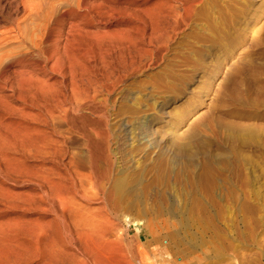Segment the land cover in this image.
Instances as JSON below:
<instances>
[{
    "label": "rangeland",
    "instance_id": "1",
    "mask_svg": "<svg viewBox=\"0 0 264 264\" xmlns=\"http://www.w3.org/2000/svg\"><path fill=\"white\" fill-rule=\"evenodd\" d=\"M0 123V221L18 224L1 222L0 252L20 253L0 264H67L78 246L57 203L26 182L37 163L10 159L32 127L57 142L47 164L65 177L52 176L61 190L71 176L87 194L105 148L115 159L127 151L119 131L130 132V194L141 202L120 227L130 264H264V0H0ZM35 218L48 237L28 235Z\"/></svg>",
    "mask_w": 264,
    "mask_h": 264
},
{
    "label": "bare ground",
    "instance_id": "2",
    "mask_svg": "<svg viewBox=\"0 0 264 264\" xmlns=\"http://www.w3.org/2000/svg\"><path fill=\"white\" fill-rule=\"evenodd\" d=\"M43 85H40L38 88V91H43ZM51 109V108H50ZM52 111L50 110H46L45 111V116L43 118L42 123L41 120L38 123L39 127H47L49 126V121L51 120H47V119H52ZM55 124V122H53ZM52 123V124H53ZM1 124V123H0ZM53 124V125H54ZM2 125V124H1ZM65 125V124H63ZM39 127H32V128H26L28 133L31 134V136L34 137V139L27 141V138H29V134L28 136H25L24 138H21V140L19 141L20 147L18 149L17 152L20 158H10L13 162H20L23 160H32L35 161L37 164H34L33 166H31V168H33V172L31 169L30 171V175L27 177L26 182L28 184H30L34 189H36V195L38 198V201L42 204L45 203L46 199H50L52 203H57L58 205V212H59V217L62 219L61 221L64 222V230L63 233L66 235H69L72 237V240H75V242L78 245L77 248L75 249V253H67V257L69 258L68 263L67 264H130V261L128 260L127 257H125V255L121 256L120 252L123 250V245L121 244V241L125 240L124 239V232H122V229L120 228L122 226V222H127L129 223L130 226V215H131V211L135 210V207H138L141 205V202L138 199L132 198V195L130 194V152L128 151V148L130 150V132L126 131V130H121L119 131L120 135V140H122V143L124 144V146L127 148L124 153H118L117 157L115 159L113 155H111V151L109 147H106L104 150V157L103 160L101 161V165L99 166V174L97 176H90L88 177L89 180V185L91 187H93L95 189V192L92 194H87L86 189L80 185V187H77V185H79L77 183L76 185V180L74 179V177L69 176V181H70V188H68V192H63L61 190V186L59 187L60 182H56L57 179L56 178H52V176H54V170L48 166V162L49 160H51L52 157H54L56 155V149L54 146L56 145V141L51 138V135L49 132H47V130H44L42 128ZM126 127V126H125ZM52 128H54L52 126ZM123 128V127H122ZM121 128V129H122ZM4 130V129H3ZM14 130V129H13ZM12 130V131H13ZM56 130V129H55ZM116 130V129H115ZM10 131V134L11 132ZM22 131V130H21ZM26 131V132H27ZM111 131V130H110ZM68 133V132H67ZM3 134V132H2ZM107 133L102 134L103 136V140L105 141L107 135ZM12 136V135H11ZM136 137V136H135ZM2 138V137H1ZM109 138V137H107ZM133 138V137H132ZM20 139V138H19ZM69 139V138H68ZM64 140V139H63ZM132 140V139H131ZM6 141V140H5ZM60 141V140H59ZM137 141V140H136ZM3 142V141H2ZM8 142V140H7ZM12 142V141H11ZM108 142V141H107ZM141 142V141H140ZM149 145L152 146L154 145L156 147V141H149ZM62 143H64L62 141ZM8 145V144H7ZM72 145V144H71ZM140 145V144H139ZM145 145V144H144ZM17 146V145H16ZM147 146V145H146ZM149 146V147H150ZM7 147V146H6ZM13 147V146H12ZM153 147V146H152ZM113 148V147H112ZM146 148V147H145ZM17 149V148H16ZM59 149V148H58ZM74 149V148H73ZM153 149V148H152ZM13 150V149H12ZM76 150V149H75ZM147 150V149H146ZM149 150V149H148ZM80 151V150H79ZM115 151V150H114ZM155 151V150H154ZM73 152V151H72ZM75 152V151H74ZM79 154V153H78ZM9 155V153H8ZM7 155V156H8ZM11 155V154H10ZM13 156V155H12ZM143 156V155H142ZM1 157V156H0ZM11 157V156H10ZM1 159V158H0ZM10 160V163H12ZM53 160V159H52ZM56 161V160H55ZM54 161V162H55ZM63 161V160H61ZM23 162V161H22ZM27 162V161H26ZM73 162V161H72ZM29 163V162H27ZM59 163V162H58ZM71 163V162H70ZM3 164V163H2ZM13 164V163H12ZM11 164V165H12ZM47 164V166H46ZM57 164V162L55 163ZM5 165V164H4ZM8 165V164H7ZM17 164H15L14 168L16 167ZM26 165V164H25ZM66 165V164H65ZM1 166V165H0ZM24 166V165H23ZM29 166V165H28ZM68 166V164H67ZM3 167V166H2ZM13 167V166H12ZM61 167H62V163H61ZM4 170H6L7 166L5 165ZM24 167L21 168L20 166V170L23 169ZM26 168L27 165H26ZM29 169V168H28ZM66 169V168H65ZM12 170V169H11ZM10 170V171H11ZM17 170V168H16ZM25 170V169H24ZM9 171V169H8ZM7 172V170H6ZM14 175H15V171H13ZM21 172V171H20ZM24 172V175L25 173ZM8 173V172H7ZM11 173V172H9ZM1 174V173H0ZM5 174V173H4ZM18 174V173H17ZM16 174V175H17ZM20 174V173H19ZM19 174L17 175V177L19 176ZM28 174V173H27ZM26 174V175H27ZM68 174V173H67ZM9 175V174H8ZM22 175V174H21ZM58 175V176H57ZM68 175H71L70 173ZM84 175V174H83ZM55 176L57 177H61L60 174H55ZM54 176V177H55ZM73 176V175H72ZM14 177V176H12ZM67 177V176H66ZM82 177V176H81ZM23 178V177H22ZM62 179H64L65 177H61ZM76 178V177H75ZM53 179H56V181H54ZM79 181L81 178H79ZM2 179H0L1 181ZM5 180V178H4ZM18 180V179H17ZM16 180V181H17ZM25 180V179H24ZM23 180V181H24ZM68 180V179H67ZM10 181V180H9ZM61 181V179H60ZM5 183V182H4ZM3 183V184H4ZM12 183V181H11ZM17 183V182H16ZM19 183V182H18ZM67 183V182H66ZM13 184V183H12ZM23 184H25V181L23 182ZM2 186V184H0ZM6 185V183H5ZM15 185V184H14ZM19 185V184H18ZM26 185V184H25ZM84 185V182H83ZM28 186V185H26ZM23 187V186H22ZM6 188L5 186L2 187V189ZM29 188V187H27ZM9 190V189H8ZM11 190V189H10ZM1 191V190H0ZM6 191V190H5ZM13 191V190H11ZM30 192V190H28ZM38 191V192H37ZM8 192V191H7ZM26 192V191H25ZM27 192V193H29ZM4 193V192H3ZM10 195L11 193L8 192ZM13 193V192H12ZM25 193V194H27ZM20 194V193H19ZM33 194V193H32ZM30 193V195H32ZM35 194V192H34ZM3 195V194H1ZM9 195V198H10ZM14 195V194H13ZM12 195V196H13ZM21 195V194H20ZM28 195V194H27ZM16 197L19 196L18 193L17 195H15ZM14 196V197H15ZM25 196V195H23ZM98 196H100V198H98ZM3 198H6V196H2ZM15 197V200H16ZM95 197H97V199H101L102 202V207L99 208H94L92 209L91 207H87V205L95 200ZM8 198V197H7ZM6 198V200H7ZM8 198V199H9ZM13 198V197H11ZM19 198V197H18ZM20 198H22L20 196ZM24 199V198H23ZM27 199V198H26ZM29 199V197H28ZM1 200V198H0ZM5 200V199H4ZM5 200V201H6ZM19 200V199H18ZM22 202V199H20ZM78 200H81L85 203V206L80 205V203H78ZM3 201V200H2ZM10 201V200H8ZM36 201V200H35ZM100 201V200H99ZM15 202V201H14ZM18 202V201H17ZM25 202V201H24ZM1 203H5V202H1ZM7 203V202H6ZM5 203V204H6ZM13 203V202H12ZM39 203V204H40ZM48 203V202H47ZM4 204V205H5ZM20 204V203H18ZM17 204V205H18ZM23 204V203H22ZM25 204V203H24ZM33 204H35V202H31V205L33 207ZM93 204V203H92ZM97 204V202L95 203ZM1 205V204H0ZM36 205V204H35ZM34 205V206H35ZM41 205V204H40ZM27 206V205H26ZM25 206V207H26ZM43 206V205H42ZM42 206H37V209H33L38 212H45L46 208L44 209ZM31 207V208H32ZM54 207V206H53ZM154 207V206H153ZM1 208V206H0ZM17 208V207H16ZM35 208V207H34ZM55 208V207H54ZM147 209V213H148V207L147 205L144 207ZM3 209V207L1 208ZM5 209V207H4ZM28 209V207H27ZM137 209V208H136ZM2 211V210H1ZM14 211V210H13ZM7 212V211H6ZM5 212V213H6ZM18 212V211H17ZM26 212V211H25ZM146 212H144V214H147ZM139 213V212H138ZM143 214V213H142ZM151 214V213H150ZM15 215V213L13 214V216ZM21 215V214H20ZM66 215V216H65ZM139 215L140 214H136ZM4 216V215H3ZM16 216V215H15ZM25 216V215H24ZM64 216L67 218L65 221ZM134 216V215H133ZM132 216V217H133ZM153 216L157 217V219H159V217L161 218L162 215L158 214V212H153ZM1 217V216H0ZM141 217V216H140ZM16 218V217H15ZM14 218V219H15ZM18 218H19V214H18ZM44 218V217H42ZM134 218V217H133ZM132 218V220H133ZM136 218V217H135ZM134 218V219H135ZM3 219V218H1ZM13 219V218H12ZM40 219V220H39ZM39 219H31L29 220L30 223H32L31 229H30V234L28 233V235L33 238L34 240L39 238L42 234H44V236L46 235L44 233V228L45 226H41V218ZM137 219V218H136ZM9 222H13L10 221V219H8ZM8 220H6L7 223ZM19 220V219H18ZM16 219V221H18ZM28 220V219H27ZM140 221H142V218L139 219ZM133 221V226L136 225H140L139 222L140 221ZM3 221V220H2ZM0 221V224L1 222ZM20 221V224L22 223L21 221L24 222L23 218ZM40 221V222H39ZM47 221V220H46ZM56 221V220H55ZM4 222V221H3ZM6 222H4L6 224ZM37 222V223H35ZM16 224V226L18 225L17 222H13ZM29 223V224H30ZM53 223V222H52ZM143 223L145 224V230L147 233L150 234V236H153V232L150 229V224L151 223V219L149 220H145L143 221ZM27 224V226L29 225ZM8 225V224H7ZM49 225V224H48ZM1 226V225H0ZM15 225H13L12 229L14 228ZM20 226V225H19ZM18 226V227H19ZM21 226H25L22 225ZM20 226V227H21ZM47 226V225H46ZM59 226V225H58ZM11 227V226H10ZM23 227L18 228V230L20 229V231L23 229ZM30 227V226H29ZM50 225L48 226L49 229ZM7 228V227H5ZM47 228V227H46ZM1 229H3V227H1ZM11 229V228H10ZM26 228H24L25 230ZM22 230V231H24ZM28 230V228H27ZM124 230V229H123ZM21 231V233H22ZM61 231V230H60ZM4 233L6 232L5 230L3 231ZM27 232V231H26ZM26 232L23 233L26 234ZM2 233V232H1ZM9 233V232H7ZM11 233V232H10ZM16 234V233H15ZM18 234V233H17ZM62 234V233H61ZM4 235V234H2ZM9 235V234H8ZM12 235V234H11ZM10 236V235H9ZM25 236V235H24ZM43 236V240H45L46 238H44ZM174 236V235H173ZM5 237V236H4ZM3 237V238H4ZM46 237H48L46 235ZM154 237V236H153ZM157 237V236H155ZM170 237V236H169ZM172 237V236H171ZM2 238V237H1ZM0 238V239H1ZM2 238V239H3ZM52 238V237H51ZM175 238V237H174ZM1 239V241H2ZM7 238H5L6 241ZM18 239V238H17ZM21 239V238H20ZM23 239V238H22ZM54 239V238H53ZM62 239V238H61ZM155 239V238H154ZM48 241V238L46 239ZM156 241H158L157 239H155ZM9 241V240H8ZM11 241V239H10ZM9 241V242H10ZM12 241H14V239H12ZM11 241V242H12ZM40 241V240H39ZM42 241V240H41ZM154 241V240H153ZM4 241H2L1 243L3 244ZM34 242V241H33ZM57 242V241H56ZM73 242V241H72ZM5 243V242H4ZM7 243V242H6ZM13 243V242H12ZM32 243V242H31ZM39 243V242H38ZM45 243V241H44ZM49 243L50 239H49ZM74 243V242H73ZM10 243L7 244V246H11L9 245ZM14 244V243H13ZM20 244V243H19ZM46 245H48L46 248L48 249V247H50V245L48 243H45ZM6 245V244H5ZM15 245L17 246V242L16 244H14V248ZM27 245V244H25ZM42 247H43V242H42ZM45 245V246H46ZM52 247H50L51 251L48 250V252L46 253V249L45 253L50 255L49 257L53 258L54 255L56 254L55 252V248L53 249V245H55L54 243L51 244ZM58 245V244H57ZM60 245V244H59ZM72 245V243H71ZM0 246H2L0 244ZM6 246V247H7ZM38 246V244H37ZM36 246V247H37ZM56 246V245H55ZM61 246V245H60ZM5 247V246H4ZM5 250L9 249L8 247ZM13 247V246H12ZM11 247V248H12ZM18 247V246H17ZM16 247V248H17ZM22 248L21 245H19V250ZM27 246H25L26 248ZM32 247V246H31ZM1 248V247H0ZM9 249L10 251L12 249ZM24 248V249H25ZM34 248V247H33ZM39 248V246H38ZM41 248V247H40ZM74 248V247H73ZM23 249V250H24ZM4 250V249H3ZM4 250V251H5ZM43 250V249H42ZM41 250V251H42ZM61 250L62 249L61 247ZM1 251V250H0ZM2 251V252H4ZM8 251L9 254L11 253H17L13 251L10 252ZM28 251V250H27ZM25 250V252H27ZM33 251V249L31 250ZM30 251V252H31ZM69 251V250H68ZM21 252V251H20ZM24 251H22L21 253H23ZM52 252V254H50ZM58 252L61 253V251L58 250ZM28 253V252H27ZM33 252H31L32 254ZM44 253V251H43ZM42 253V254H43ZM122 253V252H121ZM0 254L2 255L3 253L0 252ZM7 254V251H6ZM7 257L6 255H2L3 257H6L8 259V255ZM12 254V255H13ZM20 254V253H19ZM18 253L15 255L17 257V255H19ZM26 254V253H25ZM30 254V256H32ZM34 254V253H33ZM0 255V257H1ZM22 255V254H21ZM24 255V254H23ZM38 256V255H37ZM43 256V255H41ZM64 256V255H63ZM11 257V255L9 256ZM19 257V256H18ZM17 257V258H18ZM35 257V256H34ZM48 257V258H49ZM61 257V255H60ZM4 258V259H6ZM45 258V257H44ZM47 258V257H46ZM43 259V258H42ZM56 258H54L55 260ZM63 259V257H62ZM14 260V259H13ZM66 260V259H65ZM16 261V260H15ZM48 261V260H45ZM51 261V260H50ZM53 261V260H52ZM41 262H43L41 260ZM60 263V261H56V263ZM63 262V261H61ZM145 262V261H144ZM46 263V262H45ZM50 263V262H49ZM52 263V262H51ZM54 262V264H56ZM64 263V262H63ZM149 263V262H148ZM44 264V262H43ZM62 264V263H61ZM65 264V263H64Z\"/></svg>",
    "mask_w": 264,
    "mask_h": 264
}]
</instances>
